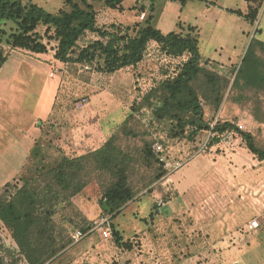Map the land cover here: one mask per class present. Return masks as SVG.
Here are the masks:
<instances>
[{
    "label": "rangeland",
    "instance_id": "rangeland-1",
    "mask_svg": "<svg viewBox=\"0 0 264 264\" xmlns=\"http://www.w3.org/2000/svg\"><path fill=\"white\" fill-rule=\"evenodd\" d=\"M22 1L52 14L64 5L62 0ZM88 2L99 27L118 24L121 32L129 28L131 37L148 17L162 34L185 35L190 25L197 27L200 66L206 72L194 83L200 120L187 115L182 128L170 118L155 116L166 97L163 84L177 77L188 53L170 55L150 42L139 64L114 74L99 71L103 67L99 58L55 67L59 83L55 108L72 111L76 127L82 122H110L105 142L115 134L114 143L131 156L128 183L135 196L112 218L100 208L103 188L97 174H91L90 183L76 195L59 188L53 195L42 194L41 199L51 198V203L37 206L35 214L46 216L52 225L33 244L37 255L47 252L38 264H264V162L245 148L236 132L227 131L210 145L212 129L228 122L264 149V83L246 85L238 76L247 47L254 38L264 42V0H192L185 7L177 0H121V11L108 9L105 0ZM245 2L246 18L258 9L253 24L226 10H243ZM45 31L44 26L36 29L47 54L54 57L55 35L52 29L48 35ZM16 32L14 23L0 21L2 58L13 50L9 36ZM92 36L87 34L78 49L92 42ZM255 50L258 73L264 76V49ZM24 76L28 72L22 70ZM43 82V77L32 80L35 95L29 94L27 107ZM194 125L204 129L192 136ZM155 143L163 145L161 157L171 167L157 159ZM38 145L36 156H30L16 181L0 190V197L13 200L24 181L43 188L41 170L55 167L64 156L48 139ZM15 201L19 205L22 199ZM254 221L257 229L249 231ZM74 230L83 233L78 241L71 238ZM17 246L0 221V264H28Z\"/></svg>",
    "mask_w": 264,
    "mask_h": 264
},
{
    "label": "trees",
    "instance_id": "trees-1",
    "mask_svg": "<svg viewBox=\"0 0 264 264\" xmlns=\"http://www.w3.org/2000/svg\"><path fill=\"white\" fill-rule=\"evenodd\" d=\"M62 1L63 8L52 14L32 2L0 0V21L12 22L17 27V32L9 36L12 49H20L33 54H46L47 45L42 42V37L36 32L39 26H44L46 27L45 34L48 35L52 29L57 41L55 60L61 63L83 64L91 63L99 58L103 65L99 71L108 74H114L124 68L135 67L139 64L150 42L159 44L162 50L170 55L178 56L188 53L189 58L177 77L163 84L166 97L162 107L155 111V116L159 119L170 118L182 128L186 125L187 115L200 120L201 108L194 83L206 72L200 66L201 55L196 27L189 26V32L185 35L180 32L162 34L152 25V17H148L145 25L137 31L135 36L131 37L127 34L129 28L121 32L118 24L99 27L96 12L88 0ZM177 1L181 7H185L192 0ZM121 3V0H105V5L110 10L121 11ZM257 12L258 9L255 8L251 19L245 16L250 24L255 21ZM87 34L94 35L92 36L93 41L78 49L79 42ZM48 39L52 40L51 36ZM105 39L106 42H104ZM256 46L264 49V42L254 38L247 47L238 70L239 79L250 86L264 83V76L258 73ZM77 49V55L73 58ZM5 60V57L0 56V65ZM195 119L192 120V124H195ZM194 128L191 132L192 136L198 130L204 129L195 125ZM205 129L208 130L209 127ZM227 131L236 132L245 144V148L258 161L264 162V149L256 145L249 133L241 131L228 122L216 124L212 129L214 136L210 145L218 143L220 136ZM116 139L114 134L94 151H87L74 158L64 157L55 167H50L46 171L42 169L40 176L43 177V188L39 189V185L35 182L32 183L33 186H29V181H24V186L17 189L13 200H6L4 196L0 197V221L9 230L12 239L19 247V253L28 264H38L41 257L47 254V252H41L37 255V248L33 247L37 240L41 239L45 233H49L47 225H52L46 216L35 214L37 206L51 203V198L41 199L42 194L53 195L59 188L69 192L70 196L76 195L90 183L89 176L97 174L99 178H102L100 186L103 188V193L100 208L104 215L117 217L123 206L133 200L135 193L128 183L132 158L117 147L114 143ZM38 147V144L34 146L31 157L36 156ZM47 180L52 182H47ZM17 197L22 199L19 205L25 207L26 210L16 203ZM35 229L34 235L33 230ZM53 255L54 252L47 258Z\"/></svg>",
    "mask_w": 264,
    "mask_h": 264
},
{
    "label": "crops",
    "instance_id": "crops-1",
    "mask_svg": "<svg viewBox=\"0 0 264 264\" xmlns=\"http://www.w3.org/2000/svg\"><path fill=\"white\" fill-rule=\"evenodd\" d=\"M248 9L245 2L243 10H226L248 22L245 18ZM5 59L0 65V190L20 177L41 139L57 145L62 156L74 158L100 148L111 130L110 122L106 124L102 120L92 125L82 122L76 127L78 122L73 121L72 111L55 108L59 83L55 74L51 76V69L62 63L52 55L15 49L8 52ZM22 70L27 71L28 76L21 77ZM34 77H43L44 82L36 91L32 105L27 107L29 94L35 95L30 88ZM18 92L20 95L16 97Z\"/></svg>",
    "mask_w": 264,
    "mask_h": 264
},
{
    "label": "built area",
    "instance_id": "built-area-1",
    "mask_svg": "<svg viewBox=\"0 0 264 264\" xmlns=\"http://www.w3.org/2000/svg\"><path fill=\"white\" fill-rule=\"evenodd\" d=\"M55 72H56V70L52 68L51 69V76H53L55 74ZM153 149H154V151L156 153L157 159L160 160L162 163H164L166 168L171 167V165L166 163L164 158L161 157V155L165 152L163 145L160 144V143H155L154 146H153ZM257 226H258L257 222L254 221V222L249 224L248 230L249 231L256 230ZM82 237H83V233H82L81 230H74L71 233V238L73 240H75V241L80 240Z\"/></svg>",
    "mask_w": 264,
    "mask_h": 264
}]
</instances>
